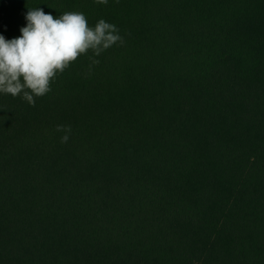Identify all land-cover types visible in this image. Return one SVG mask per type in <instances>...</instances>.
Returning a JSON list of instances; mask_svg holds the SVG:
<instances>
[{
	"label": "trees",
	"instance_id": "1",
	"mask_svg": "<svg viewBox=\"0 0 264 264\" xmlns=\"http://www.w3.org/2000/svg\"><path fill=\"white\" fill-rule=\"evenodd\" d=\"M33 7L125 44L0 95V264H264V0H0V34Z\"/></svg>",
	"mask_w": 264,
	"mask_h": 264
},
{
	"label": "clouds",
	"instance_id": "2",
	"mask_svg": "<svg viewBox=\"0 0 264 264\" xmlns=\"http://www.w3.org/2000/svg\"><path fill=\"white\" fill-rule=\"evenodd\" d=\"M24 16L19 36L6 39L0 34V95L19 96L31 106L35 98L51 91V82L81 55L90 53L91 65H96L102 53L125 44L116 24L101 18L89 25L80 11H65L54 18L51 12L33 7ZM56 131L63 144L73 130L71 125L57 124Z\"/></svg>",
	"mask_w": 264,
	"mask_h": 264
}]
</instances>
